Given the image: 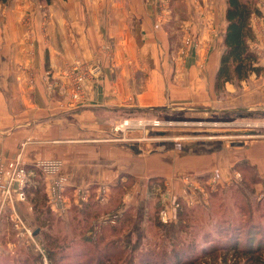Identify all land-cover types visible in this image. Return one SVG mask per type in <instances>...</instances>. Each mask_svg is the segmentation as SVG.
<instances>
[{
  "label": "crops",
  "instance_id": "obj_1",
  "mask_svg": "<svg viewBox=\"0 0 264 264\" xmlns=\"http://www.w3.org/2000/svg\"><path fill=\"white\" fill-rule=\"evenodd\" d=\"M28 4L34 10L29 11V26L24 24ZM209 4L204 0L205 8ZM0 5V156L21 160L32 187L39 186L42 199L46 194L48 208L46 179L35 167L42 160L62 161L66 195L76 204L78 187L93 188L98 202V187L106 186L110 202L121 184L124 192L130 191L122 197L124 206L129 197L134 206L141 182L146 181L145 188L161 176L178 182L168 179L179 176V161L203 184L210 180L206 171L238 158L256 165L264 179V140L244 147L232 142L231 148L241 149L237 155L225 152L223 142L213 152L193 151L190 144L175 147L174 142L169 149V142L145 143L154 127L138 124L160 115L190 120L197 114L264 112V0H257L262 14L251 20L259 71L226 82L219 91L227 4L218 13L203 12L198 28L191 27L195 40L183 52L174 47L170 14L158 13L155 0H51L45 3L46 14L30 0ZM189 23L194 24L191 18ZM78 60L99 63L103 73L85 82L82 102L71 107L63 90L64 70ZM150 145L161 148L150 152ZM33 206L30 199L6 206L0 211V231L5 223H10L7 229L13 226V212L27 229L34 228L33 222L38 227Z\"/></svg>",
  "mask_w": 264,
  "mask_h": 264
},
{
  "label": "rangeland",
  "instance_id": "obj_2",
  "mask_svg": "<svg viewBox=\"0 0 264 264\" xmlns=\"http://www.w3.org/2000/svg\"><path fill=\"white\" fill-rule=\"evenodd\" d=\"M30 1H34L35 5L37 3V8L41 10V12L45 14L48 12L45 5L46 0ZM155 1L157 2L158 8L161 10L158 13L164 11L170 14L172 19L171 27L173 28V44L174 47H181L180 49L182 52L186 50L187 38L195 40V37L192 35L191 27L192 25L197 27V22L203 12L207 10L211 11V13L216 11L218 13V10L227 4L226 0H209L210 4L205 8L204 0ZM28 5L30 7L24 9V11H26L24 15V24L26 25L29 24V11H31V9L33 10L31 4ZM210 5L213 7L211 8ZM190 18L194 24L189 23ZM255 40L256 39L251 42V45L253 43L258 44ZM197 41L196 38V42ZM82 63L86 64L85 62ZM63 90L65 94H67L66 89L64 88ZM177 113L178 112H176V114ZM160 117L162 116H158L156 120L160 122V125L158 127L153 126L154 129L149 131L148 135L151 139L149 141V139L144 138V141H146L145 143L169 142V146H166L170 147L169 149L172 148L170 144L173 142L175 147H180L182 144H190L193 151L213 152L219 149L218 147L220 146L218 143L223 142L222 145H225L223 149L225 152H231L237 155L241 152V149H239V147L231 148L230 145L232 142H243L242 146L244 147L252 141L264 140V112L236 113V111H234L232 113H210L208 115L197 114L190 120L180 116L171 118L173 120ZM165 126H169L167 127L169 129ZM140 128L142 129L144 126L141 125ZM161 132L167 135L160 136ZM246 132H253L254 135H243ZM199 142L204 144L202 145ZM193 145L197 147H193ZM160 148L161 146L150 145L148 150H150V152H155ZM175 153L178 154L177 152ZM186 167L187 165L183 164L181 161L175 164V173H179V176L173 174V178L176 179L170 178L168 180H178V182L167 181L164 176H161L157 179L162 186L155 184L153 187L152 183H149L146 186V188L148 187L147 189L144 186L146 181H143V183L141 182L136 190V197L133 198L136 205L133 203L134 206H130L129 204H131L130 202L133 200H130V197L128 199L126 198L125 204L128 205H125L119 211L121 212L120 215L124 214L126 210L127 212L130 210L133 212V222L129 225L128 229H130L129 232L133 230L135 220L137 227H139L141 231L139 234L133 233V240L137 242V239H142L140 242L143 243L137 246L138 249H141L144 245L147 246L146 242L148 240L159 242L160 244L164 240L163 235L165 233V227H159L158 214L159 211L165 207H167L169 212V224L171 226L177 230L181 226H187L184 231L178 230L175 234H169V240L174 241L175 239H179L189 244L192 238H195L196 246L193 248L196 252L195 254L201 253L211 242L230 243L239 240L241 244L245 245L253 243L254 240L257 242L262 238L264 234V179L261 177L256 165L249 164L246 159L238 158V160L227 167H222V169L212 168L206 171L207 176H205L210 178V183L203 184L201 182H196V185L200 188L193 192L197 200L202 202L205 201V204L199 207L196 206V204L194 205L196 207L193 208L192 211H184L178 221V209L189 207L183 197L186 187L185 180L186 178L196 179L192 177L196 175L195 172H186ZM226 168L229 169V177L224 173ZM212 182H214V184H212ZM174 183L177 187H175ZM234 183H237V185H231ZM219 187H225V189L214 198H210L211 191ZM128 192H130L129 188L124 194L126 195ZM107 197L109 199V192ZM68 199L69 207L66 213L60 214L57 212L58 214H56L55 211L50 210L51 213L44 217L47 219L46 223L48 227L41 229L36 227V224L33 222L32 225L34 228L29 229V233H26L25 237H18L14 227L10 225L9 229H7L10 223H5L6 227L4 226L2 231H0V264H18L14 262V259L19 257V251L22 253V258H28L27 264H72L78 260H81L80 262H87L88 259L83 256H77L76 251L81 249L83 243H85L83 242V238L91 236L92 233L88 230H90L92 226L93 232L97 233L100 232L104 226L105 228L110 227V225L104 224H107L109 221L113 223L116 219V215L113 214L119 213H117V211L114 213H106L105 211H108L106 208L109 202L107 201V204L99 203V209H93L92 213H95L96 210H100V217L97 218L98 220L91 219L89 221L90 226L86 227L83 222L79 224L78 221L85 219L84 216L80 215V212L87 206V201L86 203L76 204L72 202L69 197ZM37 230L38 233L35 234ZM50 235L58 238V245L60 247L64 246V241H67V243L74 241V244L71 243L70 247L65 248L64 251H60V247H57L58 249H52L49 243L51 238ZM250 237H252V239ZM136 245H138V243ZM51 246L53 247V245ZM50 250L56 253V263H54V260H50ZM79 254L81 255V253ZM78 257H80V259H78ZM91 264L95 263L91 260Z\"/></svg>",
  "mask_w": 264,
  "mask_h": 264
},
{
  "label": "trees",
  "instance_id": "obj_3",
  "mask_svg": "<svg viewBox=\"0 0 264 264\" xmlns=\"http://www.w3.org/2000/svg\"><path fill=\"white\" fill-rule=\"evenodd\" d=\"M0 1L6 3L8 0ZM46 1L50 2L51 0ZM226 1V20L228 23L224 35V44L226 49L222 55L220 68L216 77V90L218 91L224 87L226 82H230L235 79L243 80L252 72L259 71V68L256 66V53L251 48V42L255 39L251 20L254 15L257 16L262 14L257 7V0ZM158 181V179L152 180V186L154 187L155 184L162 186ZM231 185H237V183ZM223 189H225V187H219L218 189L216 188V190L211 191L210 198L217 196V194H219ZM38 190L39 186L38 189H35L30 184L27 188V196L28 200L30 199L34 204V210L38 212V227L43 229L48 227V224L46 223L47 219L44 217L51 213V209L47 206L46 194L42 199ZM92 190L94 189L91 188V192L89 190L90 196L86 204L87 206L85 205L86 207L83 208L84 210L80 212V215L84 216L85 219L78 221L79 224L80 222H83L86 227L90 226L89 221L91 219L94 220L100 217V210H96L95 213H92L93 209H99V202L94 200L95 197L92 195ZM30 191L34 193L33 197H31ZM123 194L124 189L120 184L114 193L112 192V197L108 207L106 208L108 211H105L106 213H114L117 211L119 214H113L116 215L115 221L113 223L109 221L107 224H104L110 225V227L105 228L104 225H101L104 227H102L103 229L97 233L93 232L91 226L90 230H88L91 231V236L88 238L84 237L85 239L83 238V242L85 243H83L81 249L76 251L77 256H83L87 258L88 261L80 262L81 260H78L72 264H91V260L95 264H264V234L257 242L254 240L253 243L245 245L241 244L239 240L230 243L211 242L207 248L202 250L201 253L195 254L196 252L193 249L196 246L195 238H192V241L189 242V244L184 243V241L179 239H175L174 241L169 240V234H175L178 230L184 231L187 226H181L177 230L170 224L163 223L160 219L161 211H159L158 218L159 227H165V233L163 235L164 240L161 244L159 242L148 240L146 242L147 246L144 245V247L138 249L137 246H140L139 244L143 243L140 242L142 239H137V242L133 240V233L139 234L141 231L139 227H137L135 220V228L133 227L131 232H129L130 229H128L129 225L133 222V212H131V210L127 212L126 210L124 214L120 215L121 212L119 210L124 207L122 201ZM204 204L205 203H201L196 206L199 207ZM196 206L179 208L177 220L180 218L181 214L184 213V211H192V209ZM250 238L252 239V237ZM64 242V246L60 247L56 236H51L49 241V243L53 245V247L50 245L52 249H58L60 247V251H64L65 248H69L70 244L74 241L70 243H67V241ZM137 243L138 245H136ZM18 253L19 257L15 258L14 262H17L18 264H27L28 258H22L21 251ZM79 253H81V255ZM49 257L50 260H54V263H56L57 256L53 250H50ZM80 257H78V259H80Z\"/></svg>",
  "mask_w": 264,
  "mask_h": 264
},
{
  "label": "built area",
  "instance_id": "obj_4",
  "mask_svg": "<svg viewBox=\"0 0 264 264\" xmlns=\"http://www.w3.org/2000/svg\"><path fill=\"white\" fill-rule=\"evenodd\" d=\"M190 44H192V40L187 38L186 45L188 46ZM251 48L254 51L258 50L256 43H253ZM64 72L66 78L65 89L67 96L69 97V106L74 107L81 103L84 98L85 81L88 79L95 80L100 78L103 69L99 63L83 64L78 60L71 63ZM50 87L51 89L54 88L53 85H50ZM124 124L128 126L129 121L124 122ZM138 124L158 127L160 122L156 120H152L148 123L139 121ZM35 167L46 179L49 207L60 214L66 213L67 208L69 207V199L66 195L68 179L62 173V161L42 160L37 162ZM196 182H201V180L197 178H186L185 180L186 187L184 189L185 194L183 197L189 206L205 203V201L202 202L197 200L193 194L195 190L200 188L196 185ZM30 184L31 175L19 158L10 160L0 156V211H3L6 206L14 207L16 202H28L27 188ZM212 184H214V182H212ZM98 188V202L100 204H106L108 201V188L106 186H100ZM89 193L88 188L78 187L73 194L74 200L77 204L86 203L90 196ZM11 219L14 229L17 231V236L25 237L26 233H29V229L26 228L19 215L16 212H13V217H11ZM160 219L165 224L170 223L167 207L161 210Z\"/></svg>",
  "mask_w": 264,
  "mask_h": 264
},
{
  "label": "water",
  "instance_id": "obj_5",
  "mask_svg": "<svg viewBox=\"0 0 264 264\" xmlns=\"http://www.w3.org/2000/svg\"><path fill=\"white\" fill-rule=\"evenodd\" d=\"M244 134L250 135V134H253V133L252 132H246ZM37 233H38V230L35 232V234H37Z\"/></svg>",
  "mask_w": 264,
  "mask_h": 264
}]
</instances>
